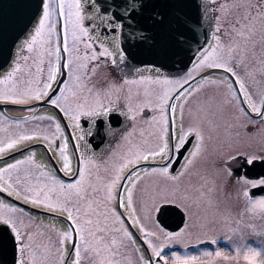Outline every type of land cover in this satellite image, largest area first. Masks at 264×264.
I'll use <instances>...</instances> for the list:
<instances>
[{
  "label": "snow or ice",
  "instance_id": "6c2138e0",
  "mask_svg": "<svg viewBox=\"0 0 264 264\" xmlns=\"http://www.w3.org/2000/svg\"><path fill=\"white\" fill-rule=\"evenodd\" d=\"M94 6L99 15L98 0L0 3V57L9 63L0 73V264H190L197 257L165 255V249L190 237L191 225L170 231L159 215L174 204L191 218L190 201L213 203L208 193L216 190L215 179H205L201 187H211L196 200L181 181L205 155L219 114L228 110L232 126L264 135V88L251 89L255 68L249 62L259 45L264 74V0H226L218 8L217 0L111 5L109 28L119 29L118 38L127 28L133 45H121L120 61L146 54L155 68L154 75L140 77L154 87L142 97L137 89L135 103L129 89L126 105L116 103L124 84L97 78L101 64L110 58L115 66L117 59L92 36L98 25L85 23L86 9ZM209 7L220 15L205 46L198 43V27ZM4 105L25 114L12 116ZM114 111L125 121L119 128L112 127ZM143 117L148 138L142 129L134 141ZM37 148L47 162L37 159ZM234 151L227 156L233 165L264 168V151ZM227 171L231 177L233 168ZM150 176L159 183L149 203L138 191ZM237 183L245 211L264 216V195L251 193L264 191V174L237 175ZM223 219L232 221L225 226L233 232L244 223L243 215ZM243 259L264 264V248H248Z\"/></svg>",
  "mask_w": 264,
  "mask_h": 264
},
{
  "label": "rangeland",
  "instance_id": "374dc122",
  "mask_svg": "<svg viewBox=\"0 0 264 264\" xmlns=\"http://www.w3.org/2000/svg\"><path fill=\"white\" fill-rule=\"evenodd\" d=\"M89 2V1H86ZM83 45H81V48ZM256 52L260 53V47L257 46ZM261 59V56H258L256 61H251L249 58L250 64L255 68V78L254 82L250 83V87L253 91L259 88H264V74H262V66L259 63ZM9 67V66H8ZM8 67L6 69H8ZM7 71V70H6ZM4 71V72H6ZM98 79H107L111 81H119L118 79L114 78V75H111V69L109 68L108 63L101 64L99 72L97 74ZM124 84V87L122 92L119 94L120 99L117 102L124 101L127 103V100L125 99L124 92L127 89L128 85H135L134 83H122ZM154 87L150 81L144 80L142 81V94L143 90L145 88H152ZM134 95V92H132V96ZM115 99V98H114ZM136 99V98H135ZM133 100V99H132ZM136 101L133 100V103ZM14 112H20L19 110H12ZM230 111L225 110L222 114H219L216 117V123L218 124V127L214 129L211 132L210 137H254L253 140L258 141V147L260 149H264V135H261L260 133H257L255 129L252 130V132H249L247 129L240 127V126H232L233 122L231 117ZM146 119V117H143L141 120H138L136 122V131L133 134V137H141V130L143 129V137L148 138L149 129L148 126L143 123V120ZM129 130H131V126L129 125ZM251 144V141H247ZM245 145L238 144L234 147H231L229 149H223L219 150L216 153L221 152H230L233 151L236 148L244 147ZM205 206L199 208V214L197 215L195 221L192 220L190 225V229L188 231L191 232V236L185 238L184 241L178 242L179 243H187L190 241H197V238L200 239H207L206 233L211 236H218L221 234H225L229 236L230 242L228 243V246L230 247H222L218 249L223 253L222 256L217 257L215 256V252L217 251H211V250H201L199 249L195 253H188L187 256H195V257H211L212 260H214L217 263L221 264H250V262H247L243 259L244 252L242 249L243 247H240V242H243L245 236H243L245 233H251L254 237V240L252 243H249L245 250L247 251L248 248H264V216H261L258 212L253 214L247 212L246 215L243 216L244 223L240 225L238 231H231L229 230V227H226L225 225L228 223L219 221L221 215L219 212H216L214 214H208V210H204ZM249 225H255V227H250ZM174 245V244H172ZM240 248L241 252L239 255L236 253V248ZM211 252L212 255H206V253ZM167 255V254H166ZM181 256H185L180 254Z\"/></svg>",
  "mask_w": 264,
  "mask_h": 264
},
{
  "label": "flooded vegetation",
  "instance_id": "af4514ba",
  "mask_svg": "<svg viewBox=\"0 0 264 264\" xmlns=\"http://www.w3.org/2000/svg\"><path fill=\"white\" fill-rule=\"evenodd\" d=\"M205 2H210V0H205ZM226 0H217V8L219 7L220 3H225ZM227 2H231V0H227ZM209 11L213 12V9L211 7L208 8ZM219 11L214 12V17L218 16ZM223 23V22H222ZM214 25L216 27V20L214 18ZM249 58H253V57H249ZM258 58V54L256 55L255 58L253 59H257ZM116 112V111H114ZM118 113V112H117ZM105 124H107V121L105 120ZM113 127V126H112ZM116 128V127H114ZM100 138L101 137H93L92 138V142L93 144H97L100 142ZM109 143V140L107 137H104V144ZM104 144H101L100 147H104ZM111 144L113 147L116 146V141H111ZM70 149H71V145H70ZM97 152L100 151V148L96 149ZM245 152H255L254 150H248ZM245 152H241L242 154ZM37 159L38 160H42L44 162H47V157L46 155L43 153L42 149L38 148L37 149ZM257 153V152H255ZM233 155H235V153H232ZM213 159L214 158H209L208 154H205L203 156V158L200 159V167L202 169H195L197 171V174L194 173L193 169L190 171V175L193 176V180L188 183V184H184L181 183L182 189L187 191L188 194L192 197L193 200H196L197 198H199L200 196V192H206L208 193V188L211 187V184H208L205 187H201L202 185H204V181L206 178L208 179H215L216 180V190L213 192L208 193L209 196H211L213 203L209 204L207 202V197L203 198L200 200V202L197 203H192L191 201L190 203V208H191V218H189L188 214H186V219L185 222H188L189 224L191 223L192 220L195 221L197 215L199 214V208L205 206L204 210H208V214H214L216 212H219L221 217L219 219V221L221 222H225L228 224H231L232 221H225L223 219V214H230L233 218L238 219V216L242 213L241 210L242 208V203L244 202L243 197L241 195H239V184L237 183V176H231V180L235 181L234 183H228L225 179L226 175H228V167H232L233 170L238 168V175H245L246 174V167H239L238 165H233L230 161L227 160L226 156L221 157L218 159V163L216 164V167L214 166L213 163ZM242 162L243 160V156L241 155V158H239ZM221 161H224V163H221ZM98 162H100L98 160ZM182 162V160H181ZM209 165V167H208ZM224 172H222V170ZM259 171V170H257ZM257 171H254L255 173H257ZM217 172L220 174V176L218 178H216L214 175H212V173ZM261 172V171H259ZM240 173V174H239ZM184 222V223H185ZM218 237H227L229 238V236L225 235V234H221L218 235Z\"/></svg>",
  "mask_w": 264,
  "mask_h": 264
},
{
  "label": "water",
  "instance_id": "95a60500",
  "mask_svg": "<svg viewBox=\"0 0 264 264\" xmlns=\"http://www.w3.org/2000/svg\"><path fill=\"white\" fill-rule=\"evenodd\" d=\"M0 3H2L4 7H8L9 4L11 3V0H0ZM122 3H123V0H114V2H113V4H115L116 6L117 5L119 6ZM192 11H193V14L195 15V8L194 7H193ZM116 13H118V12H116ZM205 32H206V29L204 27L200 28V25H199L198 34H201L202 38H203V35H204V38L203 39L201 38L202 39V43L199 42V41H198V43H200V44L204 43V41H205ZM123 41L125 43V49H129V48L133 47V45L130 43L128 35H127V28H125V30H124ZM129 57L133 60L134 63L135 62H140L142 64H145V63H150L151 64V57H149L146 54H137L135 56V58H133L132 56H129ZM7 64L8 63L5 61V59L3 57H0V69L3 68L4 66H6ZM179 66L180 65L178 64L177 67H179ZM6 106L7 105H4L3 107L5 108Z\"/></svg>",
  "mask_w": 264,
  "mask_h": 264
},
{
  "label": "bare ground",
  "instance_id": "6f19581e",
  "mask_svg": "<svg viewBox=\"0 0 264 264\" xmlns=\"http://www.w3.org/2000/svg\"><path fill=\"white\" fill-rule=\"evenodd\" d=\"M198 36H199L198 41L201 42V41H202V40H201V38H202L201 34H198Z\"/></svg>",
  "mask_w": 264,
  "mask_h": 264
}]
</instances>
